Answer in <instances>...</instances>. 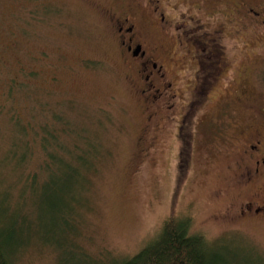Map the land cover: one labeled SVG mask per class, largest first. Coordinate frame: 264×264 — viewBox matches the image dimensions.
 Instances as JSON below:
<instances>
[{
  "label": "rangeland",
  "instance_id": "374dc122",
  "mask_svg": "<svg viewBox=\"0 0 264 264\" xmlns=\"http://www.w3.org/2000/svg\"><path fill=\"white\" fill-rule=\"evenodd\" d=\"M121 1L0 0L2 82L20 70L38 73L26 89L15 88L10 111L18 110L22 120L32 124L52 122L60 141L74 151L73 158L64 157V164L80 167L74 155L82 149L89 166L86 174L76 176L82 190L78 188L74 198L81 207L68 220L74 232L66 230L67 244L61 251L28 246L13 264H110V258L127 259L157 237L168 217L187 219L188 235L201 236L212 246L215 264H264V216L238 215L239 207L254 197L234 185L232 155L212 136L214 124L231 131L230 115L239 128L244 126L239 99L242 91L257 89L254 72L261 67L264 33L249 36L246 47L231 44L245 54L233 50L229 78L214 82L212 94L196 110L193 135L188 136L189 145L182 146L188 150L183 166L178 115L162 132L156 131L152 123L146 124L148 111L130 83L107 15ZM205 17L203 23L208 22ZM152 37L163 49L175 42L158 32ZM231 45L223 44L226 51ZM177 60L174 69L180 72ZM178 88L187 93L185 83ZM53 111L59 121L51 119ZM10 121L0 115V222H7L12 209L25 202L33 209L29 207L34 235H52L47 233L49 222L53 225L50 214L38 210L40 199L27 196L29 183L12 171L11 154L23 157L26 142ZM41 152L35 150L27 170L42 164ZM66 181L65 189L75 179L61 177V183Z\"/></svg>",
  "mask_w": 264,
  "mask_h": 264
},
{
  "label": "flooded vegetation",
  "instance_id": "af4514ba",
  "mask_svg": "<svg viewBox=\"0 0 264 264\" xmlns=\"http://www.w3.org/2000/svg\"><path fill=\"white\" fill-rule=\"evenodd\" d=\"M119 3L107 15L130 83L148 111L145 122L162 132L164 125L178 115L180 153L185 152L182 161L188 162V150L182 146L189 145L188 136L193 135L190 129L196 110L212 94L214 82L221 84L229 78L233 50L242 49L231 44L237 41L246 47L247 41L251 44L249 36L264 33V0H122ZM204 15L207 23L202 22ZM153 32L175 42L163 49L152 37ZM224 43L231 45V51L225 50ZM174 57L181 66L180 72L174 69ZM259 62L261 67L254 72L257 89L250 93L242 91L239 99L244 126L239 128L237 122L231 121L236 117L230 115L231 131L217 124L212 130L214 141L227 146L226 154L232 155L233 166L229 170L234 185L250 190L254 197L239 207V216H264V51ZM244 76L241 72L242 79ZM183 83L188 89L186 94L178 88Z\"/></svg>",
  "mask_w": 264,
  "mask_h": 264
},
{
  "label": "trees",
  "instance_id": "16d2710c",
  "mask_svg": "<svg viewBox=\"0 0 264 264\" xmlns=\"http://www.w3.org/2000/svg\"><path fill=\"white\" fill-rule=\"evenodd\" d=\"M37 75L38 73L33 70H20L16 74L11 73L9 78L3 82L0 76V90H2L0 91L2 100V102L0 101V115L10 118L12 129L26 142V151L23 157L14 152L11 154L12 171L14 170L15 175L24 177L29 183L27 196H30L31 199L36 196L40 199L38 210L42 207L50 214L49 218L53 221V225L49 222L47 233L53 234L43 235L40 238L34 235L36 228L33 227V222L29 219L32 206L21 202L18 207L12 209L7 222H0V264H13L16 255L32 245L40 247L49 245L57 251H61L68 241L66 230L71 229L74 232V227L72 228L68 220L74 214V209L81 207L80 201L74 198V193L78 195L82 190V184L76 176L80 172L86 174L89 169L85 162L87 152L82 149L78 151V156L74 155V159L78 164L80 163V167L74 168L64 164L66 162L64 157L73 158L74 151L70 145L66 144L67 141H60L57 129L52 122L32 124L31 120H22L18 110L15 109V112L12 113L13 108L10 111L9 104L12 98V101L14 100L15 88L26 89L28 80H34ZM19 76H24L25 81H21ZM46 106L49 104H45ZM51 115L52 120L59 121L57 120L60 118L58 114H54L53 111ZM36 149H39V152L42 151L40 155H44V161L38 167L36 165L37 168L27 170L26 165L33 159L32 155ZM184 153V151L180 153L179 161L185 159ZM181 165L184 166L183 161ZM59 166H63V170L59 169ZM61 177H72L75 182L71 183L70 181L65 189L62 186L67 181L61 183ZM78 188L81 189L78 190ZM24 195L22 194L20 198ZM70 195L73 196L70 197ZM67 197L70 198L69 202L64 200ZM5 210L8 211V209ZM187 221V219L179 220L176 217H168L163 221L160 232L152 242L130 258L118 260L110 258V264H215L216 258L212 246L201 236L188 235ZM65 254L69 258L68 250Z\"/></svg>",
  "mask_w": 264,
  "mask_h": 264
}]
</instances>
